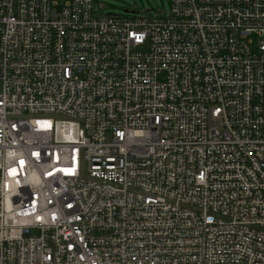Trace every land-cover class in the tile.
<instances>
[{
	"label": "built area",
	"instance_id": "built-area-1",
	"mask_svg": "<svg viewBox=\"0 0 264 264\" xmlns=\"http://www.w3.org/2000/svg\"><path fill=\"white\" fill-rule=\"evenodd\" d=\"M170 5L0 0V264H264V0Z\"/></svg>",
	"mask_w": 264,
	"mask_h": 264
},
{
	"label": "rangeland",
	"instance_id": "rangeland-1",
	"mask_svg": "<svg viewBox=\"0 0 264 264\" xmlns=\"http://www.w3.org/2000/svg\"><path fill=\"white\" fill-rule=\"evenodd\" d=\"M170 0H94L95 14L98 16H106L109 14L121 15L125 13L145 14H164L170 13ZM129 12H126V11ZM149 11V13L147 12ZM256 39V43H257ZM88 169L87 163L82 164V172L85 173Z\"/></svg>",
	"mask_w": 264,
	"mask_h": 264
},
{
	"label": "water",
	"instance_id": "water-1",
	"mask_svg": "<svg viewBox=\"0 0 264 264\" xmlns=\"http://www.w3.org/2000/svg\"><path fill=\"white\" fill-rule=\"evenodd\" d=\"M126 12H129L128 10ZM130 12H134V11H130Z\"/></svg>",
	"mask_w": 264,
	"mask_h": 264
}]
</instances>
